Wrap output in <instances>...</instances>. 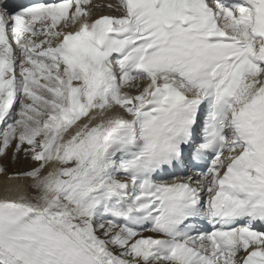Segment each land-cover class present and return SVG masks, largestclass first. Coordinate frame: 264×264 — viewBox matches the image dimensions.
Segmentation results:
<instances>
[{
  "label": "snow or ice",
  "instance_id": "snow-or-ice-1",
  "mask_svg": "<svg viewBox=\"0 0 264 264\" xmlns=\"http://www.w3.org/2000/svg\"><path fill=\"white\" fill-rule=\"evenodd\" d=\"M96 7L0 0V264H264V0Z\"/></svg>",
  "mask_w": 264,
  "mask_h": 264
},
{
  "label": "bare ground",
  "instance_id": "bare-ground-1",
  "mask_svg": "<svg viewBox=\"0 0 264 264\" xmlns=\"http://www.w3.org/2000/svg\"><path fill=\"white\" fill-rule=\"evenodd\" d=\"M100 2H109V3H114L115 0H94L93 3H100Z\"/></svg>",
  "mask_w": 264,
  "mask_h": 264
},
{
  "label": "rangeland",
  "instance_id": "rangeland-1",
  "mask_svg": "<svg viewBox=\"0 0 264 264\" xmlns=\"http://www.w3.org/2000/svg\"><path fill=\"white\" fill-rule=\"evenodd\" d=\"M9 166H10V167H12V165H11V164H10ZM21 167H22V166H21Z\"/></svg>",
  "mask_w": 264,
  "mask_h": 264
}]
</instances>
